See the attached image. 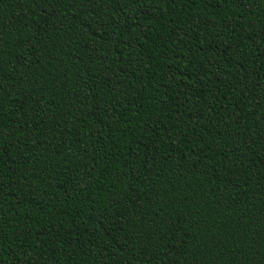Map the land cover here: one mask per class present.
I'll return each instance as SVG.
<instances>
[{"label":"trees","instance_id":"obj_1","mask_svg":"<svg viewBox=\"0 0 264 264\" xmlns=\"http://www.w3.org/2000/svg\"><path fill=\"white\" fill-rule=\"evenodd\" d=\"M0 264H264V0H0Z\"/></svg>","mask_w":264,"mask_h":264}]
</instances>
